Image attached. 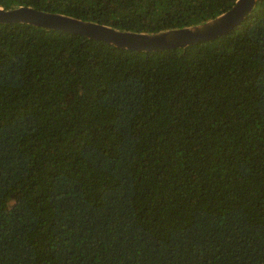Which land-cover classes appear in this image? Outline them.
Masks as SVG:
<instances>
[{"label": "trees", "instance_id": "trees-1", "mask_svg": "<svg viewBox=\"0 0 264 264\" xmlns=\"http://www.w3.org/2000/svg\"><path fill=\"white\" fill-rule=\"evenodd\" d=\"M235 0H0L155 32ZM0 264H264V0L140 52L0 23Z\"/></svg>", "mask_w": 264, "mask_h": 264}, {"label": "water", "instance_id": "water-1", "mask_svg": "<svg viewBox=\"0 0 264 264\" xmlns=\"http://www.w3.org/2000/svg\"><path fill=\"white\" fill-rule=\"evenodd\" d=\"M258 0H235L219 15L200 23L155 32L120 30L91 20L36 9L31 6H0V23H22L49 30L76 34L119 48L140 52L184 48L209 41L231 31L254 9Z\"/></svg>", "mask_w": 264, "mask_h": 264}]
</instances>
